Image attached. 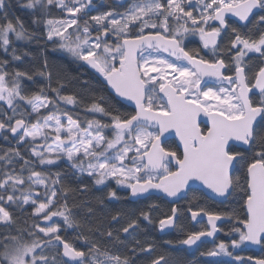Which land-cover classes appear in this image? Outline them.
<instances>
[{
    "label": "snow or ice",
    "instance_id": "6c2138e0",
    "mask_svg": "<svg viewBox=\"0 0 264 264\" xmlns=\"http://www.w3.org/2000/svg\"><path fill=\"white\" fill-rule=\"evenodd\" d=\"M17 4L28 26L0 0V264H264L241 254L264 251V0ZM121 191L170 214L109 208ZM182 200L207 226L149 238Z\"/></svg>",
    "mask_w": 264,
    "mask_h": 264
},
{
    "label": "trees",
    "instance_id": "16d2710c",
    "mask_svg": "<svg viewBox=\"0 0 264 264\" xmlns=\"http://www.w3.org/2000/svg\"><path fill=\"white\" fill-rule=\"evenodd\" d=\"M11 13L15 16H19L22 19L25 20L26 22V26H28L30 24V19L29 16L27 14V12L25 10H22L18 4H17V0H11ZM96 6L100 9L103 10L104 8V3L99 4L97 3ZM54 15H57V13H54ZM22 49H26L28 46L24 43V42H20L19 45ZM32 49H35V45L31 46ZM30 60V57H26L25 58V64L23 65V67H28V61ZM49 61L51 64L53 65H60L62 64L61 61H59L55 56H49ZM169 146L175 147L173 142H168L167 143ZM93 191V190H92ZM94 192V191H93ZM95 195H97L95 193ZM191 193L189 194V199L191 198ZM146 203H156L159 205V209L157 211H155L153 213L154 218H158L160 216H162L163 214H170V209L172 207V205L168 204L166 201H160V200H156V201H149V202H140V203H132V202H128L127 207H122V206H110L109 208H118V209H125L128 211H136L137 209L140 208H145L146 207ZM201 206L205 207L207 210L210 211H223L227 206L225 205H220L217 202H214L210 199H201L200 201ZM188 206V200H183L178 204V208H180L182 210V215L180 217V219L177 220V227L174 229L173 232L169 233V234H160L156 229L154 228H148V233H149V238H155L158 241L159 240H173V241H177L179 239L183 238V234L180 232V229L183 228L185 231H190V230H200L201 228L205 227L204 223H199L197 225H192L190 222V219L188 217V213L186 211ZM229 225L227 223L223 224V228H224V232H226L228 230ZM224 232H221L220 235L218 236L217 239V243L220 240H224L225 242H227L229 240V237L224 235ZM68 237L70 240H73L76 243H82V241H76L75 238L77 236V232L69 229L68 233H67ZM208 248L212 247V244H208L207 245ZM203 250V249H202ZM242 255L248 256V255H252V256H256V257H261L264 256V251H262L261 249L257 252L252 251V250H246L243 253H241ZM189 260H200L201 262L203 261L204 258H201L199 256V253L196 251H192L188 257ZM228 262V261H225ZM230 262V261H229Z\"/></svg>",
    "mask_w": 264,
    "mask_h": 264
},
{
    "label": "water",
    "instance_id": "95a60500",
    "mask_svg": "<svg viewBox=\"0 0 264 264\" xmlns=\"http://www.w3.org/2000/svg\"><path fill=\"white\" fill-rule=\"evenodd\" d=\"M95 3H100V4H102V3H104V0H95ZM202 119H206V118L202 117ZM166 135L168 136V140H167V141L172 140V141L175 142V144H178V143H179L178 138L175 136L174 132L171 133V134H166ZM129 200H130V198H129ZM210 200L216 202V201L213 200V199H210ZM130 201H131V200H130ZM182 201H183V200H182ZM180 202H181V201H180ZM167 203H168V202H167ZM168 204H169V203H168ZM170 205H171V204H170ZM176 206H178V205H176ZM188 217H189V219H190L189 214H188ZM198 219H199V218H198ZM190 222H191L192 225H197V224H194V222L191 221V219H190ZM201 223H205V225L207 226V218H206V217H203V220H202ZM217 223L219 224L220 222H217ZM198 224H199V223H198ZM173 231H174V229L168 230L165 234H169V233H171V232H173ZM219 234H220V233H217V236H218ZM246 250H252V251L257 252V251L260 250V248H259V246L249 245V246H247V249H246Z\"/></svg>",
    "mask_w": 264,
    "mask_h": 264
},
{
    "label": "flooded vegetation",
    "instance_id": "af4514ba",
    "mask_svg": "<svg viewBox=\"0 0 264 264\" xmlns=\"http://www.w3.org/2000/svg\"><path fill=\"white\" fill-rule=\"evenodd\" d=\"M95 4H97V3H95ZM100 4V3H99ZM168 142H173V144H174V146H176V144H175V142L174 141H172V140H169V141H167V143ZM93 191H94V189H93ZM97 195H100V193H96ZM120 196L121 197H123V199L121 200V201H118V202H116V203H114V204H112V205H110V206H122V207H127V205H128V202L130 201L129 200V197H128V195H127V193L126 192H124V191H121L120 193ZM131 202V201H130ZM205 224V223H204ZM205 227H206V225H205ZM221 233V232H220ZM220 235V234H219ZM218 235V236H219ZM217 236V237H218ZM229 262V261H228Z\"/></svg>",
    "mask_w": 264,
    "mask_h": 264
},
{
    "label": "rangeland",
    "instance_id": "374dc122",
    "mask_svg": "<svg viewBox=\"0 0 264 264\" xmlns=\"http://www.w3.org/2000/svg\"><path fill=\"white\" fill-rule=\"evenodd\" d=\"M224 261H230V258L229 257H223L222 258Z\"/></svg>",
    "mask_w": 264,
    "mask_h": 264
}]
</instances>
